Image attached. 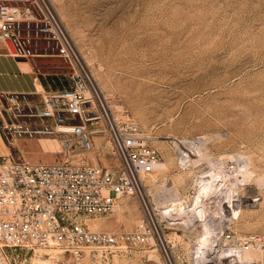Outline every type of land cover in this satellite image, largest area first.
I'll return each instance as SVG.
<instances>
[{"label": "built area", "instance_id": "2783aa9c", "mask_svg": "<svg viewBox=\"0 0 264 264\" xmlns=\"http://www.w3.org/2000/svg\"><path fill=\"white\" fill-rule=\"evenodd\" d=\"M0 44L19 58L63 57L73 66L69 87L0 93V130L10 146L18 139L52 138L62 154L53 162L12 150L0 155V264H69L61 259L66 254L101 262L120 246L156 247L167 264H228L237 260L236 252L253 248L257 236L237 240L231 230L242 206L232 187L234 160L220 164L206 137L170 145L179 170L192 173L187 193L171 186L172 198H146V181L162 166V153L149 131L106 102L52 0H0ZM104 134L117 167L93 156L96 138ZM130 196L143 208L135 229L96 227ZM182 207L186 216L193 214L189 221ZM206 227L209 238L202 245ZM194 231L199 234L192 240ZM182 237L192 243L183 254ZM52 250L61 251L60 257Z\"/></svg>", "mask_w": 264, "mask_h": 264}, {"label": "rangeland", "instance_id": "374dc122", "mask_svg": "<svg viewBox=\"0 0 264 264\" xmlns=\"http://www.w3.org/2000/svg\"><path fill=\"white\" fill-rule=\"evenodd\" d=\"M52 2L106 102L149 131L162 153V166L146 181V198H172L171 186L187 193L192 173L179 170L170 145L177 139L206 137L220 164L227 157L234 160L232 187L242 206L236 208L233 234L237 240L257 236L252 260L228 264H264V0ZM35 58L37 70L63 72L57 82L70 86L69 61ZM23 141L11 146L16 156L46 162L62 157L52 138ZM96 145L93 156L102 164L119 165L108 135L97 136ZM142 214L137 196L124 197L96 227L133 230ZM198 234L194 231L190 238ZM188 240L182 237V254L191 247ZM109 256L101 262L77 261L70 254L61 259L69 264H167L156 247L120 246Z\"/></svg>", "mask_w": 264, "mask_h": 264}, {"label": "crops", "instance_id": "0c3cea01", "mask_svg": "<svg viewBox=\"0 0 264 264\" xmlns=\"http://www.w3.org/2000/svg\"><path fill=\"white\" fill-rule=\"evenodd\" d=\"M11 50V46L9 49V47L0 44V93L32 91L36 85L45 90L61 88L57 81L62 82L60 74L63 72L43 73L36 68L39 65L38 58L34 60L31 59L32 57L19 58L14 56ZM42 75H44V79ZM23 140L31 141V139H18L16 142ZM11 150L10 144L0 130V155L9 154Z\"/></svg>", "mask_w": 264, "mask_h": 264}, {"label": "bare ground", "instance_id": "6f19581e", "mask_svg": "<svg viewBox=\"0 0 264 264\" xmlns=\"http://www.w3.org/2000/svg\"><path fill=\"white\" fill-rule=\"evenodd\" d=\"M247 169V168H246ZM246 173V172H245ZM237 182V181H236ZM179 210H180V214H181V216L182 217H185L186 216V211H185V208L184 207H182V208H179ZM193 216V214H188L185 218L187 219V221H189L190 219H191V217ZM193 218V217H192ZM96 225H98L97 223H96ZM207 226V225H206ZM207 230H208V228L206 227L205 228V230L200 234V236H199V241H200V243L202 244V245H204L205 244V242H206V240L209 238V234H208V232H207ZM255 249V248H254ZM60 252L61 251H59L58 253H54L53 255H54V257H56V258H58V257H60ZM252 252L253 251H238V252H236V257H237V260L238 261H241V262H244V263H248L249 262V260L251 259V254H252ZM256 252V251H255ZM252 260V259H251ZM253 262V261H252ZM251 263V262H250Z\"/></svg>", "mask_w": 264, "mask_h": 264}, {"label": "water", "instance_id": "95a60500", "mask_svg": "<svg viewBox=\"0 0 264 264\" xmlns=\"http://www.w3.org/2000/svg\"><path fill=\"white\" fill-rule=\"evenodd\" d=\"M13 49V48H12Z\"/></svg>", "mask_w": 264, "mask_h": 264}]
</instances>
